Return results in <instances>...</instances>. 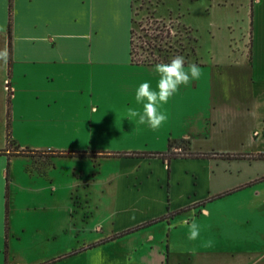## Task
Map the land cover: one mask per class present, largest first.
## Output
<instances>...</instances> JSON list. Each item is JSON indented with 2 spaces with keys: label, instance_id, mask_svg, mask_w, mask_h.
<instances>
[{
  "label": "crops",
  "instance_id": "crops-1",
  "mask_svg": "<svg viewBox=\"0 0 264 264\" xmlns=\"http://www.w3.org/2000/svg\"><path fill=\"white\" fill-rule=\"evenodd\" d=\"M133 1L0 0V51L7 50L6 61L0 59V133L5 137L9 97L12 140L18 150L38 152L35 157L0 155V264H5V168L10 167L12 192L14 185L34 191L36 179L44 177L54 194L57 159L92 163L86 171L75 168L72 176L86 209L107 214L110 226L104 241L179 212L93 247L102 255L85 264H264V181L206 201L264 177V160L180 158L167 164L157 158L48 155L140 150L125 147L136 135L125 130L130 120L123 106L137 104L140 83L154 80L155 90L158 75L155 65L131 63ZM214 4L217 10L241 16L234 19L241 24L237 32L241 48L220 45L228 37L220 35L225 29L228 35L235 32L231 20L214 24L219 28L211 36L216 46L208 51V61L185 64V69L196 64L201 76L180 85L167 103L159 105L171 120L164 129L170 132L168 141L189 142L191 152L264 154V0ZM171 15H157L155 6L158 19ZM174 126L179 127L176 134ZM17 158L26 161L20 175L12 171ZM11 201L10 195L8 211ZM193 219L199 231L195 240L188 238ZM95 228L102 232L100 226ZM8 233L16 234L11 219ZM9 235L7 264H16Z\"/></svg>",
  "mask_w": 264,
  "mask_h": 264
},
{
  "label": "rangeland",
  "instance_id": "rangeland-1",
  "mask_svg": "<svg viewBox=\"0 0 264 264\" xmlns=\"http://www.w3.org/2000/svg\"><path fill=\"white\" fill-rule=\"evenodd\" d=\"M217 1L221 0H134L132 38L135 59L168 63L171 58L179 55L184 57L185 64L194 59L208 61V51L216 46L211 36L219 28L214 24L222 19L231 20L232 30L235 28V32L228 35L225 29L220 35L228 37L224 42H220V45L224 48L228 46L233 49L241 48L237 33L241 24L238 26L234 22V19H240L241 16H235V13H231L229 9L220 11L215 9L216 7L213 8ZM155 6H157V15H167L170 12L172 15L166 20L158 19L155 17ZM193 39L197 41L196 44ZM193 48L196 57L192 53ZM246 48L249 49L248 41ZM148 82L155 84L154 80L148 79ZM123 108L128 112L129 109H142V106L131 104ZM170 121L169 118L157 129H152L146 124L139 126L134 121L125 122L127 133L136 135L125 147L140 149L132 151L161 152L169 139L167 135L170 132L164 128L170 126ZM178 132L179 127H176L174 133ZM102 139L99 137V140ZM3 140L6 142L5 137L0 133V150L5 149ZM48 140L51 143L56 142L53 138ZM63 141L65 142L66 139ZM180 145L182 150L185 144ZM116 147L124 146L123 143H116ZM180 150L179 153H185ZM12 162V171L20 175L26 167L25 159L17 158ZM53 164L55 166L53 176L58 187L54 194L52 189H48V181H45L44 177L36 179L38 183L34 191L30 192L21 185H14L12 192L8 182V197L11 195L12 198L8 227L11 219L12 229L17 236L9 233L8 235L12 239L10 251L16 264H42L69 254L70 256L64 260L53 264H85L88 260L102 255L100 249L96 251L93 247L92 249L88 247L104 241L105 232L110 226L107 214L103 209L97 211L92 207L91 210L86 209L83 194L75 189V177L72 176L75 168L86 171L92 167V163L84 159H57ZM5 171L8 179L11 180L10 167L5 168ZM3 179L5 193L7 185L5 173ZM97 225L102 228V232L96 230ZM93 240L95 242H92ZM88 250L92 253L87 252Z\"/></svg>",
  "mask_w": 264,
  "mask_h": 264
},
{
  "label": "trees",
  "instance_id": "trees-1",
  "mask_svg": "<svg viewBox=\"0 0 264 264\" xmlns=\"http://www.w3.org/2000/svg\"><path fill=\"white\" fill-rule=\"evenodd\" d=\"M11 6V5H10ZM9 21L10 17H9ZM9 22V29L11 26V23ZM193 42L196 44L197 41L195 39H193ZM9 52H10V41H9ZM192 53L194 54V48L192 49ZM130 55H131V63L133 65H154V64H158V63H162L161 61H157V60H146V59H135L134 56V47H133V38H132V31H131V50H130ZM10 123H11V118H10V99L8 97L7 99V118H6V130H5V140H6V148L0 150V155H8L9 156H24V157H35L36 155H38V152L32 151V150H28V149H24V150H18L19 147L17 146V144L12 140L11 138V132H10ZM181 143L185 144V147L182 148V150H180L181 148ZM178 150L185 151L184 154H181L178 152ZM48 155L51 156H56V157H75V158H91V159H95V158H145V159H153V158H157V159H161L164 162H166L167 164L170 163V161L172 159H223V160H239V159H251V160H264V154H223V153H204V152H191L189 149V142L186 141H181V142H177V143H173L170 140L168 141V148L166 151L164 152H142V151H131V152H103V153H95V152H89V151H76V152H49ZM9 163L7 162V167H8ZM8 177H6V187H5V194H4V198H5V210H4V233H5V259L4 262L5 264H7V236H8V216H9V211H8ZM264 181V177L258 178L250 183H247L241 187H238L236 189L224 192L222 194L213 196L209 199H207V202L213 201L215 199H219L223 196L226 195H230L231 193L238 191L240 189H243L244 187H248L251 186L253 184L259 183ZM205 202H202V205ZM179 212H175V213H169L165 216L156 218L152 221L143 223L141 225H138L134 228L128 229L126 231H123L119 234H116L114 236H112L111 238H109L108 240L105 241H101L100 243L97 244H93L90 245L88 248H92L95 247L99 244H102L106 241L109 240H115L117 238H121L124 237L126 235H129L137 230L149 227L151 225H154L158 222H161L165 219H168L171 216H174L175 214H177ZM75 254V253H73ZM72 255V254H71ZM70 256L69 255H65V256H61L57 259H53L50 260L48 262L42 263V264H53L55 262L61 261L64 258Z\"/></svg>",
  "mask_w": 264,
  "mask_h": 264
},
{
  "label": "clouds",
  "instance_id": "clouds-1",
  "mask_svg": "<svg viewBox=\"0 0 264 264\" xmlns=\"http://www.w3.org/2000/svg\"><path fill=\"white\" fill-rule=\"evenodd\" d=\"M0 59H7V50L0 51ZM153 71L158 75L155 90L149 82L140 83L135 90V101L142 109H129L128 119H136L137 125H147L157 129L167 120V115L159 111V105L167 103L180 85H187L190 80L198 79L201 70L196 64H189L185 69L183 56H175L168 63H158ZM188 224L187 220L182 222ZM199 235L198 226L193 219L189 225V239L195 240Z\"/></svg>",
  "mask_w": 264,
  "mask_h": 264
}]
</instances>
